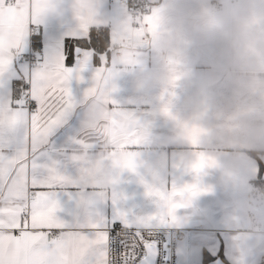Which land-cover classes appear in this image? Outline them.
<instances>
[{
	"label": "crops",
	"instance_id": "obj_1",
	"mask_svg": "<svg viewBox=\"0 0 264 264\" xmlns=\"http://www.w3.org/2000/svg\"><path fill=\"white\" fill-rule=\"evenodd\" d=\"M161 2L151 0L149 15L140 19H134L126 5L116 0H102L100 7L113 29L114 75L110 86L115 91L111 97L146 130L141 141L128 149L136 154L135 171L114 166L107 158L111 145L90 127L91 104L80 103L91 86L93 71L87 70L82 80L73 79L69 83L78 103L38 148L37 172L46 176L49 169H54L75 180L83 167L99 161L100 175L107 183L105 202L97 207L107 216L120 211L132 219L150 217L159 211L158 198L146 193L145 184L166 191L174 185L198 184L206 191L193 198L187 207L177 209L175 222L151 228L192 230L189 241L177 245L176 264H264V243L240 244L246 225L238 218L237 206L244 203L245 193H250L249 182L259 172L258 161L246 152H259L264 163V145L253 139L251 129L230 120L243 101L227 83H220L199 97L197 80L205 71V64L199 61L178 69L172 83L138 87V81L159 66L154 37ZM54 4L40 25L41 50L62 44L77 23L72 0H54ZM135 22L138 28L134 27ZM198 97L202 104L194 115L193 101ZM165 106L170 116L163 113ZM184 126L201 129L195 146L187 138ZM15 136L17 142L6 149L9 155L19 147L23 130H18ZM195 153L210 156L216 165L193 173L188 166L196 158ZM54 191L60 204L57 215L62 219L82 218L88 211L80 202L82 198H90L87 188L68 184L57 186ZM204 252L212 260L204 262ZM220 252L222 258L218 256Z\"/></svg>",
	"mask_w": 264,
	"mask_h": 264
},
{
	"label": "snow or ice",
	"instance_id": "obj_2",
	"mask_svg": "<svg viewBox=\"0 0 264 264\" xmlns=\"http://www.w3.org/2000/svg\"><path fill=\"white\" fill-rule=\"evenodd\" d=\"M101 3L72 0L75 27L62 44L41 50L40 25L54 0H0V264H145L138 251L141 245L146 252L152 248L148 231L175 222L177 209L206 191L198 184L174 185L170 191L145 184L146 193L158 198L159 211L132 219L120 211L107 216L97 207L105 202L107 183L99 161L83 167L75 180L54 169L38 174L35 154L77 105L69 83L82 80L87 70L93 71L91 86L80 103L91 104L90 127L111 145L107 158L114 166L136 169V154L128 149L146 130L111 97L113 29ZM162 111L171 115L167 106ZM184 127L195 146L201 129ZM20 129L19 147L9 155L6 149L17 142ZM195 157L188 166L193 173L216 165L203 153ZM68 184L91 192L80 201L88 211L71 221L57 215L54 191Z\"/></svg>",
	"mask_w": 264,
	"mask_h": 264
},
{
	"label": "clouds",
	"instance_id": "obj_3",
	"mask_svg": "<svg viewBox=\"0 0 264 264\" xmlns=\"http://www.w3.org/2000/svg\"><path fill=\"white\" fill-rule=\"evenodd\" d=\"M154 51L159 66L138 87L172 83L178 69L202 62L199 97L220 83L231 85L243 103L230 120L251 129L253 139L264 145V0H162ZM199 97L193 101L194 115L201 108ZM237 212L246 225L241 246L264 243V191L245 193Z\"/></svg>",
	"mask_w": 264,
	"mask_h": 264
},
{
	"label": "built area",
	"instance_id": "obj_4",
	"mask_svg": "<svg viewBox=\"0 0 264 264\" xmlns=\"http://www.w3.org/2000/svg\"><path fill=\"white\" fill-rule=\"evenodd\" d=\"M125 4L128 13L134 19H140L148 16L151 9V0H116ZM137 22L134 27L138 28ZM192 234L191 229H166L154 230L150 229L147 238L152 242V247L156 250L154 264H176L177 262V245L182 242H188ZM138 255L145 260L148 251L144 250L143 245L140 246Z\"/></svg>",
	"mask_w": 264,
	"mask_h": 264
},
{
	"label": "trees",
	"instance_id": "obj_5",
	"mask_svg": "<svg viewBox=\"0 0 264 264\" xmlns=\"http://www.w3.org/2000/svg\"><path fill=\"white\" fill-rule=\"evenodd\" d=\"M246 153L250 157L255 158L258 161V165H259V172H258L257 177L249 182L250 193H256V192L264 191V163H262L260 160V157H259L260 153L259 152H253V151H247ZM218 256L220 258H222L221 252L219 253ZM203 258H204V262L212 260V257L210 255H208L206 252H204Z\"/></svg>",
	"mask_w": 264,
	"mask_h": 264
},
{
	"label": "water",
	"instance_id": "obj_6",
	"mask_svg": "<svg viewBox=\"0 0 264 264\" xmlns=\"http://www.w3.org/2000/svg\"><path fill=\"white\" fill-rule=\"evenodd\" d=\"M155 256H156V250H155L154 247H152L148 251L147 258L144 260L145 261V264H154Z\"/></svg>",
	"mask_w": 264,
	"mask_h": 264
}]
</instances>
